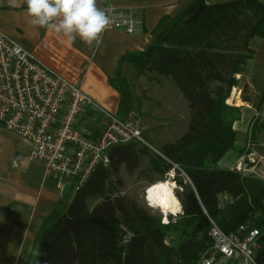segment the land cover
Listing matches in <instances>:
<instances>
[{"label": "trees", "instance_id": "obj_1", "mask_svg": "<svg viewBox=\"0 0 264 264\" xmlns=\"http://www.w3.org/2000/svg\"><path fill=\"white\" fill-rule=\"evenodd\" d=\"M151 36L146 50L125 54L119 66L129 64L136 78L169 79L187 103L186 131L158 153L143 144L111 147L108 165L96 166L67 205L69 194L41 222L30 264H197L210 244L211 222L228 235L241 226L258 229L255 259L264 264V181L219 166L228 152L248 156L257 144L255 118L243 146L236 145L240 135L232 125L240 111L225 102L245 82L255 52L251 41L264 36V3L194 0L174 18L159 20ZM109 84L119 93L116 116L122 119L133 106L122 68ZM143 158L148 165L139 175L157 176L149 186L163 181L170 162L188 179L176 180L182 214L169 216L167 224L121 192V169L133 175Z\"/></svg>", "mask_w": 264, "mask_h": 264}, {"label": "crops", "instance_id": "obj_2", "mask_svg": "<svg viewBox=\"0 0 264 264\" xmlns=\"http://www.w3.org/2000/svg\"><path fill=\"white\" fill-rule=\"evenodd\" d=\"M193 1L99 0V6L111 10L115 17L130 16L141 21V26L134 34L123 29L105 30L100 42L89 46L79 38L69 41L53 30L31 25L25 0H0V32L80 89L101 109V112L88 110L80 116L77 125L84 120L89 123L85 132L80 133L76 128L83 138L95 141L105 124L104 114L114 115L119 105V93L109 80L116 77L119 67L127 78L131 71L127 63L119 66L121 57L146 50L153 40L151 31L159 20L174 18ZM204 1L216 5L233 0ZM251 46L255 52L245 82L232 88L226 100L240 111L239 119L232 125L233 131L240 135L238 147L243 146L244 136L258 118L264 102V36L253 39ZM185 124L186 130L188 124ZM256 147L258 143L250 145V153L255 154ZM29 154L28 143L0 127V264H30L41 222L61 200L57 184L46 177L41 163L30 160ZM228 155L229 152L223 158V168L234 167L241 158L235 152Z\"/></svg>", "mask_w": 264, "mask_h": 264}, {"label": "built area", "instance_id": "obj_3", "mask_svg": "<svg viewBox=\"0 0 264 264\" xmlns=\"http://www.w3.org/2000/svg\"><path fill=\"white\" fill-rule=\"evenodd\" d=\"M105 12L110 17L106 30L123 29L134 34L141 26V21L130 16L118 18L109 9ZM88 110L101 112L80 89L0 32V127L28 143L30 160L44 166L46 177L55 180L59 190L69 184L70 192H74L96 166L108 165L106 152L111 147L147 145L141 121L132 113L122 119L116 113L104 114L105 124L98 138H83L76 127L80 116ZM245 160H238L234 168L242 175L253 171L264 158L254 162V154L250 153ZM169 164L171 168L163 181L171 182L175 189L177 178L185 182L188 179L176 164ZM144 204L147 210L156 209L145 200ZM167 223V219L162 221ZM207 235L210 244L197 264H257L258 229L241 226L235 234L228 235L211 222ZM129 238L130 234H126L123 242Z\"/></svg>", "mask_w": 264, "mask_h": 264}, {"label": "rangeland", "instance_id": "obj_4", "mask_svg": "<svg viewBox=\"0 0 264 264\" xmlns=\"http://www.w3.org/2000/svg\"><path fill=\"white\" fill-rule=\"evenodd\" d=\"M129 72L130 73H128V80L131 85L130 87L133 94V106L130 113L140 119L143 129L145 127L148 129V132L146 131V129L145 131L143 130V139L147 144L146 146L151 151L156 152L160 150L161 146L166 142H169L172 138L181 137L182 134L186 131L185 123H188L189 117L186 100L182 98L175 86L167 78L155 77L150 74L136 78L133 74V71ZM242 82H240V86L243 85ZM258 120L261 124V129L257 134L258 147L254 148L256 151L255 154L253 153L254 162L259 157L264 158V102L261 107ZM88 124L89 123L84 120L83 123L81 125H77L76 128L80 133H83L85 132L86 126ZM147 136L150 137L151 140H148L146 138ZM232 155L233 152H229L228 156ZM246 156L247 155H242L241 158L245 160ZM147 165V158H143L139 170L133 175H128L124 168H122L120 171V177L122 178L124 183V189L121 192L125 196L136 200L138 204L143 207H146L144 204V193L147 187H149V180H155L157 178L156 175H150V177L146 174L142 176L139 175V171L145 170ZM223 165L224 162L222 160V162L219 163V166ZM247 165L251 166L249 163ZM235 166L231 169L234 170ZM254 168L255 169L253 171H250V173L248 172L243 174L253 175L261 179V181H264V161L258 162L254 166ZM176 190H178V188L173 189L174 195ZM68 194L69 196L65 200L66 205L69 199L72 197V192ZM149 211L151 214L160 216L161 222L165 220V216L159 209ZM178 214L179 213L172 216L170 214H167V221H169V216L173 218Z\"/></svg>", "mask_w": 264, "mask_h": 264}, {"label": "clouds", "instance_id": "obj_5", "mask_svg": "<svg viewBox=\"0 0 264 264\" xmlns=\"http://www.w3.org/2000/svg\"><path fill=\"white\" fill-rule=\"evenodd\" d=\"M29 23L53 30L69 41L98 44L110 23L99 0H25Z\"/></svg>", "mask_w": 264, "mask_h": 264}, {"label": "bare ground", "instance_id": "obj_6", "mask_svg": "<svg viewBox=\"0 0 264 264\" xmlns=\"http://www.w3.org/2000/svg\"><path fill=\"white\" fill-rule=\"evenodd\" d=\"M173 187L174 184H171V182L158 181L147 187L144 200L150 206L159 209L165 217L167 214L175 215L180 212V204L173 194V190H171Z\"/></svg>", "mask_w": 264, "mask_h": 264}, {"label": "water", "instance_id": "obj_7", "mask_svg": "<svg viewBox=\"0 0 264 264\" xmlns=\"http://www.w3.org/2000/svg\"><path fill=\"white\" fill-rule=\"evenodd\" d=\"M70 192V185L69 184H65L62 189L60 190V196L61 198H65L66 195H68V193Z\"/></svg>", "mask_w": 264, "mask_h": 264}]
</instances>
